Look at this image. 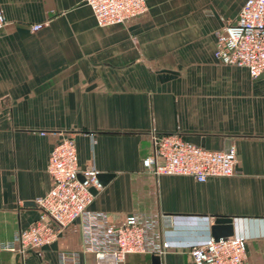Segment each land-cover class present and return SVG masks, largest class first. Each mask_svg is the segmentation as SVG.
I'll list each match as a JSON object with an SVG mask.
<instances>
[{
	"label": "crops",
	"instance_id": "0c3cea01",
	"mask_svg": "<svg viewBox=\"0 0 264 264\" xmlns=\"http://www.w3.org/2000/svg\"><path fill=\"white\" fill-rule=\"evenodd\" d=\"M244 0H144L147 10L100 27L83 0H0V245L36 217L33 200L51 186L53 144L70 135L79 169L93 166L102 190L87 208L109 222L159 212L160 264H190L215 216L231 218L249 264H264V72L218 64L214 32ZM43 23L32 31L31 25ZM178 133L211 150L232 146L234 173L197 182L154 177L142 166L149 133ZM78 220L57 239L19 257L0 247V264H57L83 253ZM120 264H151L150 254Z\"/></svg>",
	"mask_w": 264,
	"mask_h": 264
},
{
	"label": "built area",
	"instance_id": "2783aa9c",
	"mask_svg": "<svg viewBox=\"0 0 264 264\" xmlns=\"http://www.w3.org/2000/svg\"><path fill=\"white\" fill-rule=\"evenodd\" d=\"M100 27L123 23L146 12L144 0H83ZM5 20L0 8V28ZM43 23H34L38 30ZM215 61L224 66L243 67L251 78L264 72V0H244L236 19L214 32ZM151 152L142 166L151 175H187L197 182L209 177H227L234 173L236 162L232 146L227 151L211 150L182 139L178 133H149ZM46 172L51 186L34 198L37 217L17 230L3 250L22 257L54 242L64 228L78 220L81 229L80 251L92 254L94 264H120L132 253L161 256L167 244L162 239L159 212L128 214L120 223L109 222L103 211L87 208L93 193L102 190L98 171L93 166L79 169L74 140L60 137L51 147ZM78 174L82 179L78 178ZM245 241L230 235L192 245L187 253L190 264H249L245 258ZM78 251H59L57 264H79Z\"/></svg>",
	"mask_w": 264,
	"mask_h": 264
},
{
	"label": "water",
	"instance_id": "95a60500",
	"mask_svg": "<svg viewBox=\"0 0 264 264\" xmlns=\"http://www.w3.org/2000/svg\"><path fill=\"white\" fill-rule=\"evenodd\" d=\"M228 150V145H225L223 151ZM78 178L82 179V176L78 174ZM98 179L101 182V175L98 173ZM102 183V182H101ZM92 193L95 191L90 189ZM231 218L228 216H215L210 226V235L214 240L220 237H226L232 235ZM151 264H160L159 256L151 255Z\"/></svg>",
	"mask_w": 264,
	"mask_h": 264
}]
</instances>
